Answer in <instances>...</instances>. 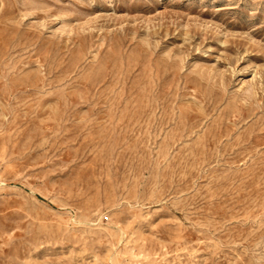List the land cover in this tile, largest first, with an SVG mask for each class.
<instances>
[{"label":"rangeland","instance_id":"374dc122","mask_svg":"<svg viewBox=\"0 0 264 264\" xmlns=\"http://www.w3.org/2000/svg\"><path fill=\"white\" fill-rule=\"evenodd\" d=\"M0 264H264V0H0Z\"/></svg>","mask_w":264,"mask_h":264}]
</instances>
